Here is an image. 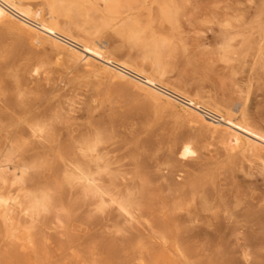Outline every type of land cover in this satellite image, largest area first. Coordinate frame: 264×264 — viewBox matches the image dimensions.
<instances>
[{
  "label": "bare ground",
  "instance_id": "bare-ground-1",
  "mask_svg": "<svg viewBox=\"0 0 264 264\" xmlns=\"http://www.w3.org/2000/svg\"><path fill=\"white\" fill-rule=\"evenodd\" d=\"M189 2L0 0V26L25 34L35 45L48 44L86 71L98 69L157 104L177 108L218 138L230 156L245 153L264 164V129L249 120L242 98L224 105L213 98L192 96L169 82L174 32L180 29ZM259 19L249 24L225 21L223 53L236 54L237 43L242 49L256 48L264 56V30ZM107 29L140 50V63L117 56L123 46H112L103 34ZM12 52L0 42V264H175L172 253L182 255L180 213L185 211L195 221L191 207L198 204V189L177 202L156 206L147 181L129 186L123 178L120 183L106 152L109 137L101 129L62 141L56 131L63 115L42 110L23 78H37L41 68L32 65L23 69L18 63H8ZM37 149L41 151L35 152ZM173 155L185 163L199 154L190 137H183ZM45 172L52 175L47 177ZM73 195L77 198L68 200ZM200 203L205 211L213 208L205 194ZM109 207H115L129 225L146 214L153 215L155 234L130 238L129 226L116 223L108 232L110 244L92 248L87 256L73 253L68 262L52 261L50 245L44 242L37 223L58 210L56 228L69 235L71 250L83 224L78 213L86 210L103 215ZM256 244L258 251L263 250L261 239ZM249 257L250 253H245L247 262Z\"/></svg>",
  "mask_w": 264,
  "mask_h": 264
},
{
  "label": "rangeland",
  "instance_id": "rangeland-1",
  "mask_svg": "<svg viewBox=\"0 0 264 264\" xmlns=\"http://www.w3.org/2000/svg\"><path fill=\"white\" fill-rule=\"evenodd\" d=\"M188 5L180 29L174 32L169 82L192 96L213 98L224 105L242 98L249 120L264 129V56L256 48L242 49L237 43L236 54L222 51L225 21L249 24L260 17L264 30V0H190ZM103 34L113 47L123 46L116 52L119 58L140 63L138 48L123 43L112 29ZM0 42L13 51L8 63H18L23 69L41 68L37 78H23L42 110L63 115L56 131L62 141L101 129L109 137L106 152L120 183L123 178L129 186L147 181L156 206L177 202L198 189V204L191 207L195 221L185 211L180 213L182 255L172 253L175 264H264V247L261 251L256 247L258 239L264 246L261 160L245 153L230 156L218 138L177 108L157 104L98 69L86 71L62 51L48 44L35 45L15 29L0 26ZM183 137H190L199 154L185 163L173 155ZM51 175L45 172V176ZM204 194L213 206L211 211L200 203ZM71 198L77 195L68 196ZM58 213L55 210L37 223L44 242L50 245L53 262H68L73 253L87 256L92 248L110 244L108 232L116 223L129 226L130 238H149L156 232L151 214L129 225L115 207L103 215L83 210L78 213L83 224L77 230V242L68 250L69 235L56 228ZM245 253H250L248 262Z\"/></svg>",
  "mask_w": 264,
  "mask_h": 264
}]
</instances>
